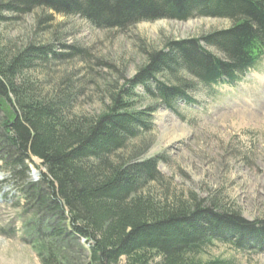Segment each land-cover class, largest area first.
<instances>
[{"label":"trees","instance_id":"1","mask_svg":"<svg viewBox=\"0 0 264 264\" xmlns=\"http://www.w3.org/2000/svg\"><path fill=\"white\" fill-rule=\"evenodd\" d=\"M4 6L21 14L45 10L79 17L98 30L120 33L158 20L232 22L226 30L145 51L130 89L112 88L109 103L95 116L74 112L83 92L71 82L46 91L33 79L57 60L52 45L11 49L0 42L2 160L11 183L23 185L31 159L42 162L41 182L26 190L20 185L18 192L58 220L45 237L41 231L32 237L42 264L71 261L60 244L66 239L89 243L81 250L88 253L87 264H235L204 256L215 243L264 250V220L248 222L217 198L172 193L158 160H139L144 151L131 143L151 132L152 109L136 110L130 101L141 85L183 119L177 103L197 104L189 90L239 81L264 61V0H9Z\"/></svg>","mask_w":264,"mask_h":264},{"label":"rangeland","instance_id":"2","mask_svg":"<svg viewBox=\"0 0 264 264\" xmlns=\"http://www.w3.org/2000/svg\"><path fill=\"white\" fill-rule=\"evenodd\" d=\"M8 1L0 0L1 44L11 49L31 43L52 45L57 60L32 77L46 91L61 82H71L83 92L74 110L82 116L100 114L110 101L112 88L130 89L129 80L145 64V51L162 50L167 40L199 38L232 26L228 20L212 18L158 20L120 33L98 30L82 18L45 10L29 14L6 11ZM189 91L197 105L178 102L180 119L157 104L143 86L134 89L130 101L136 110L155 108L148 112L151 132L131 143L138 153L144 151L139 160L157 159V169L172 193H194L200 200L217 198L248 222L264 220V62L235 90L222 85L209 92L198 85ZM213 93L222 96L214 99ZM3 153L0 151V264H42L32 237L39 231L45 237L58 220L46 211L39 212L34 202L18 190L22 189L20 185L26 190L31 183L39 184L45 167L32 158L28 183H11ZM60 244L71 258L65 264H87L88 253L81 250L89 246L88 242L70 243L66 239ZM204 259L264 264V250L242 252L215 243Z\"/></svg>","mask_w":264,"mask_h":264}]
</instances>
